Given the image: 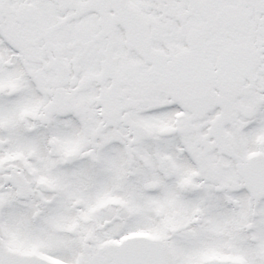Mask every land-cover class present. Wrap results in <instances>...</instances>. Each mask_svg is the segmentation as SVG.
<instances>
[{"label":"snow or ice","instance_id":"6c2138e0","mask_svg":"<svg viewBox=\"0 0 264 264\" xmlns=\"http://www.w3.org/2000/svg\"><path fill=\"white\" fill-rule=\"evenodd\" d=\"M0 264H264V0H0Z\"/></svg>","mask_w":264,"mask_h":264}]
</instances>
